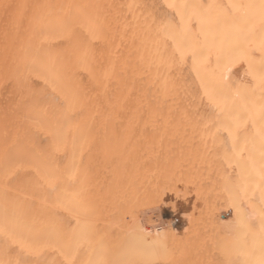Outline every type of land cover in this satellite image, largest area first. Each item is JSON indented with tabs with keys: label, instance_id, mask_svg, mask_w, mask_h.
I'll use <instances>...</instances> for the list:
<instances>
[{
	"label": "bare ground",
	"instance_id": "6f19581e",
	"mask_svg": "<svg viewBox=\"0 0 264 264\" xmlns=\"http://www.w3.org/2000/svg\"><path fill=\"white\" fill-rule=\"evenodd\" d=\"M0 264H264V0H0Z\"/></svg>",
	"mask_w": 264,
	"mask_h": 264
}]
</instances>
